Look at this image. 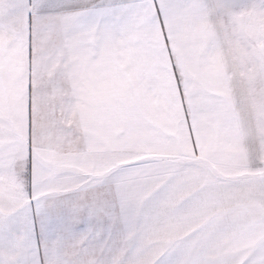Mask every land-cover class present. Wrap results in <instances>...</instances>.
<instances>
[{"label": "snow or ice", "instance_id": "1", "mask_svg": "<svg viewBox=\"0 0 264 264\" xmlns=\"http://www.w3.org/2000/svg\"><path fill=\"white\" fill-rule=\"evenodd\" d=\"M0 264H264V0H0Z\"/></svg>", "mask_w": 264, "mask_h": 264}]
</instances>
